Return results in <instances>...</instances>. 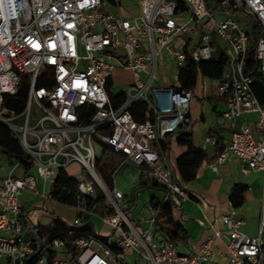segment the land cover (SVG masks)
I'll list each match as a JSON object with an SVG mask.
<instances>
[{"label":"built area","instance_id":"built-area-1","mask_svg":"<svg viewBox=\"0 0 264 264\" xmlns=\"http://www.w3.org/2000/svg\"><path fill=\"white\" fill-rule=\"evenodd\" d=\"M179 1L182 10L177 0H141L138 15L128 18L108 11L110 6L119 9L120 0H0V124L23 152L0 177V264H126L124 253L132 255L134 264H211L218 231L190 255L153 237L160 204L170 201L179 207L187 199L163 165L161 142L189 124L192 98L190 90L159 84V61L163 52L168 55L178 86L184 67L212 60L218 44L223 46L227 62L215 96L225 101L222 118L231 138L218 147L216 138L207 136L200 150L217 148L218 163L232 155L244 171L264 173V105L254 94L255 78L244 72L253 46L251 71L264 81V0ZM116 70L132 74L120 93L108 85ZM24 76L25 105L16 113L4 107V97L16 94ZM120 95L122 101L112 100ZM161 95L167 104H160ZM136 102L148 111L141 124L130 113ZM249 114L256 115L254 131L240 125ZM95 144L123 156L162 188L160 204L147 205V218L130 217L123 193L99 177ZM70 165L80 167L82 174L74 178L75 218L65 221V235L52 236L39 226L27 233L21 194L44 197L46 185ZM97 197L103 198L100 213L86 205ZM93 217L111 229L101 236L107 242L83 228ZM221 220L229 239L228 264H264V198L256 236L239 230L242 219ZM144 223L147 228L141 227Z\"/></svg>","mask_w":264,"mask_h":264},{"label":"crops","instance_id":"crops-1","mask_svg":"<svg viewBox=\"0 0 264 264\" xmlns=\"http://www.w3.org/2000/svg\"><path fill=\"white\" fill-rule=\"evenodd\" d=\"M125 1L128 0H120L119 9L110 6L108 11L115 14L120 13L123 17L128 18L137 16L140 1L123 6L122 4ZM218 45V49H223L220 43ZM172 68L173 62L163 52L159 61V84L165 87L179 88L180 85L177 86L169 78ZM117 74L128 75L127 85L132 81V74L123 70H116L113 73L112 88L120 93L127 85L123 89H116L115 76ZM217 79L197 78L189 102V124L186 126L190 131V137L187 143L179 145L176 142L177 134H173L167 139V150L163 151L161 148L164 157L163 165L171 169L174 181L186 192L187 199L182 201L179 207H172L170 225L154 228L153 237L158 241H167L170 238L169 233L173 230L172 228H178L184 235V239H176L173 244L178 253L190 255L198 251L199 246L213 235L214 230L218 231L221 236L212 245L214 258L211 264H228L225 245L229 239L226 226L223 224L221 217L231 216L242 219L244 224L239 230L249 237L256 236L260 201L264 198V173L244 171L238 159L232 155H229L226 161L218 163L216 161L217 148L204 152L205 160L196 171V177L192 182L183 183L176 169L177 159L189 151L200 150L203 140L207 136L215 137L218 147L228 143L231 138L232 130L224 125L222 118L225 101L215 96ZM158 101L160 104L165 105L167 104V97L161 95ZM255 121L256 115L249 114L246 115L245 122H240V125H247L254 131ZM103 157L111 163L117 164L112 176L113 186L123 193L128 206L127 214L133 218L138 216L147 218L149 216L146 210L147 205L152 200H161L164 194L163 190L151 188V182L144 177L141 169L125 162L123 156L113 154L109 150L104 152L102 148L100 155H97V159ZM5 174L6 168L0 164V177ZM235 186L245 187L242 194V203L237 207H234L231 201L232 190ZM135 189L137 192L134 201H132V193ZM141 227H144L143 224ZM109 230V234H111L112 231Z\"/></svg>","mask_w":264,"mask_h":264},{"label":"trees","instance_id":"trees-1","mask_svg":"<svg viewBox=\"0 0 264 264\" xmlns=\"http://www.w3.org/2000/svg\"><path fill=\"white\" fill-rule=\"evenodd\" d=\"M179 2V9H183L181 1ZM255 60V49L250 47L248 56L244 66V72L250 74L255 78L256 83L253 85V91L258 99L259 103L264 105V81H261L259 76L251 71ZM227 58L218 49L216 56L208 62H200L197 64H188L180 71L179 75V85L180 89L192 91L197 82V78H206L208 80L217 79L221 76V73L226 65ZM42 82H39L41 85ZM111 82H108L110 85ZM28 89V77L24 76L22 79V84L14 95H6L4 97V107L8 110L19 113L23 110L25 105V99ZM123 95L117 98L112 97V100L122 101ZM130 113L137 123H144L147 119V107L142 102L134 103L130 108ZM177 134L176 142L179 145H185L190 137V131L187 129L186 125H181L179 129L173 133ZM173 134H168L164 141L161 142V148L163 151L167 150V139ZM104 152L108 151V148L101 144ZM0 154L4 155L8 163H12L16 160H20L23 157V152L21 147L17 143L16 139L12 133L2 124H0ZM121 156V155H120ZM205 160V153L201 150L189 151L185 155L181 156L176 161V169L179 174L180 180L183 183H190L196 177V171L200 167L201 163ZM23 163L26 168L29 166V162L25 159ZM117 164L111 163L107 158L97 159L95 162V170L99 177L102 179L104 184L108 188L113 187V173L116 169ZM151 188H156L162 190L156 183L151 182ZM245 190L243 186H235L232 190L231 201L234 207L241 205L242 194ZM78 196V183L72 178L65 170H61L58 173L56 180L51 184L50 192L47 198L54 202L65 205L67 207L73 208L76 206ZM103 203V198L97 197L96 199H87L86 205L88 208H92L95 212H101V204ZM151 204H160L159 200H152ZM173 204L170 201H165L160 204V213L157 217V223L155 228L163 225H170L171 223V209ZM24 212V210L22 209ZM41 227V226H39ZM38 227V228H39ZM88 232L95 234L93 226L91 223L87 222L84 227ZM68 229V224L61 218L55 217L49 227L45 228L52 236L62 237L65 235ZM173 230L169 233L170 238L167 241L174 242L176 239H184V235L178 228L173 227ZM96 235V234H95ZM105 242H107L106 237H101Z\"/></svg>","mask_w":264,"mask_h":264},{"label":"rangeland","instance_id":"rangeland-1","mask_svg":"<svg viewBox=\"0 0 264 264\" xmlns=\"http://www.w3.org/2000/svg\"><path fill=\"white\" fill-rule=\"evenodd\" d=\"M141 0H128L125 1L122 5H129V3H138ZM127 3V4H126ZM210 10V7H207ZM217 19V17H215ZM169 78L172 79V76L169 75ZM116 79V89L120 90L126 87L129 77L125 74H117ZM173 80V79H172ZM171 82L173 83V81ZM102 151V146L100 144H95V152L97 155H100ZM108 158V156H107ZM0 164L6 168V172L10 168L9 163L4 155L0 154ZM66 172L72 177L76 178L81 175V168L76 165H70L66 168ZM118 178V177H117ZM116 180V178H115ZM51 184H47L44 188L45 196L40 197L31 193H22L20 196V201L24 207V216L28 226L27 233L33 231L35 227L41 226L42 228H47L51 225L52 220L55 217H61L64 221L72 223L75 218V212L72 208L65 205L59 204L47 198V195L50 192ZM38 189L42 190L40 181L38 180ZM137 190H133L132 197L134 201L135 193ZM92 224L94 231L97 235L107 236L110 233V228L102 224L101 220L97 217L92 218ZM143 228H146L147 224H143ZM123 260L126 264H134V258L132 255L125 253ZM143 264H149L148 262H143Z\"/></svg>","mask_w":264,"mask_h":264}]
</instances>
